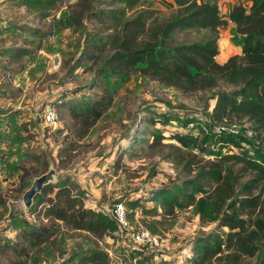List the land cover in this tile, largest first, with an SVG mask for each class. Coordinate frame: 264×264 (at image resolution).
<instances>
[{
    "label": "rangeland",
    "instance_id": "1",
    "mask_svg": "<svg viewBox=\"0 0 264 264\" xmlns=\"http://www.w3.org/2000/svg\"><path fill=\"white\" fill-rule=\"evenodd\" d=\"M76 2L0 0V264H72L95 249L107 252L114 264H139L145 257L149 264H193L202 244L215 236L224 239L229 232L221 226L222 217L232 213L226 205L240 198L241 187L253 176L242 171V163L223 161L227 156L247 161L243 150L232 142L229 145L234 148H221L205 135L213 137L217 127H224L226 132L220 135L242 139L251 151L264 152V141L253 138L252 126L245 120L235 124L211 120L217 95L236 90L224 84L184 94L142 73L124 83L102 79L82 54L93 35L104 32L103 25L93 17L70 27L61 21L76 9ZM92 3L96 12L126 9L129 19L147 11L151 15L148 25L169 21L177 11L173 0H141L132 10L117 0ZM209 36L205 30L183 32L176 35V44L204 41ZM219 36L215 60L223 64L241 49L231 23L219 29ZM12 48L32 53L22 63L8 65L4 55ZM107 91L113 96L111 108L74 152L65 150L71 142L65 129L73 126L72 110ZM48 105L60 111L59 122L53 126L44 121ZM191 122L204 127L198 148L174 138L176 133L185 134L184 125ZM230 129L236 133L229 134ZM47 165V173H53L49 185L70 181L88 208L106 215L115 203L124 202L132 228L154 231L158 246L140 244L118 228L102 239L62 228L48 244L19 257L14 247L21 243L22 233L46 223L38 218L45 208L42 193L30 209L23 198ZM212 165L222 167L233 190L232 199L220 210H213L205 198L215 186L198 179ZM190 181L203 186L206 194H195L194 204L187 207L177 194ZM260 190L255 194L261 193L262 230L248 228L256 231L254 257H244L241 264H264V187ZM135 210L142 211L141 218H135ZM151 210H156L155 217L148 214ZM166 210L173 211V216H165Z\"/></svg>",
    "mask_w": 264,
    "mask_h": 264
},
{
    "label": "trees",
    "instance_id": "2",
    "mask_svg": "<svg viewBox=\"0 0 264 264\" xmlns=\"http://www.w3.org/2000/svg\"><path fill=\"white\" fill-rule=\"evenodd\" d=\"M76 1V9L61 21L70 27L82 25L83 20L90 21L93 17L98 24L103 25L104 32L94 34L82 54V58L97 69L102 79H116L124 83L142 73L184 94L204 92L224 84L236 90L217 95L211 120L218 124L245 120L252 126L253 138L264 141V0H250L249 8L238 2L225 19L215 0H173L176 14L169 21L151 25H148L151 15L147 11L139 12L129 19L126 9L96 12L92 0ZM117 1L129 10L141 3V0ZM228 23L234 27L239 38L236 42L241 50L239 55L219 64L215 60L219 55V29ZM204 30L210 33L206 40L176 44L177 34ZM31 53L26 48H12L4 56L8 58L7 64L13 65L22 63ZM112 101V93L107 91L104 96L72 110L73 126L65 129L71 142L65 150L74 152L77 149L79 142L90 134L111 108ZM202 129L201 123H197L195 130L185 131L183 135L176 133L174 138L179 142L187 140L188 144L198 148ZM211 138L213 142L220 143L221 148L234 146L243 150L247 161L237 156L224 157L223 161L242 163V171L251 172L253 176L241 187L240 198L226 205V201L233 197V190L230 178L223 175L222 167L212 165L198 175L202 182L215 186L205 197L212 209L220 210L226 205L232 213L221 219V226L229 230L224 239L215 236L202 244L193 264H241L244 257H254L252 246L256 231H249L248 228L254 226L262 230L258 210L262 203L261 193L256 195L255 191L261 192L260 189L264 187V152L246 149L242 139L234 140L229 135H205V139ZM48 169L47 165L43 173L46 174ZM75 190L76 187L70 181L44 187L40 198H45L41 202L45 208L39 212L38 218L46 223L39 227L31 226L29 231L22 233L21 243L14 247L19 257L24 258L29 250L40 249L48 244L62 228L86 232L97 239L108 237L116 228L120 229L108 213L105 215L88 208L84 198ZM55 191V195L51 196ZM178 192L177 197L187 207L194 204L195 194H206L203 186L196 181L185 183L184 189H178ZM120 203L124 204L122 201ZM148 214L155 217L156 210L148 211ZM165 216H173V211L166 210ZM152 234L156 235L154 231ZM72 264H114V260L107 252L95 249L81 255ZM130 264L134 263L130 261ZM139 264H149L148 257Z\"/></svg>",
    "mask_w": 264,
    "mask_h": 264
},
{
    "label": "built area",
    "instance_id": "3",
    "mask_svg": "<svg viewBox=\"0 0 264 264\" xmlns=\"http://www.w3.org/2000/svg\"><path fill=\"white\" fill-rule=\"evenodd\" d=\"M44 121L48 125H56L59 122V111L58 106L56 105H48L45 109V115H44ZM235 124V123H234ZM197 125V122H191L190 124H187L184 126V130L186 132L195 130ZM235 125H233V128ZM201 128H204L201 125ZM232 129V128H231ZM229 130V134L236 133L234 130ZM226 132V129L224 127H217L215 133L217 135L223 134ZM250 134H252L250 132ZM133 215H135L136 219H139L142 217V211L135 210L132 211ZM109 217L113 219L116 223H118L120 229L123 232H127L128 236L135 240L136 242L144 245H150L155 246L159 244L158 238L154 237L150 231H148L145 228H139L138 230H134L130 224L128 213L126 206L124 204H117L115 208L108 211Z\"/></svg>",
    "mask_w": 264,
    "mask_h": 264
},
{
    "label": "water",
    "instance_id": "4",
    "mask_svg": "<svg viewBox=\"0 0 264 264\" xmlns=\"http://www.w3.org/2000/svg\"><path fill=\"white\" fill-rule=\"evenodd\" d=\"M53 179V173H46L41 177L37 178L32 187L25 193L23 202L27 209L33 206V202L36 196L42 193L44 187L49 185L50 181Z\"/></svg>",
    "mask_w": 264,
    "mask_h": 264
},
{
    "label": "crops",
    "instance_id": "5",
    "mask_svg": "<svg viewBox=\"0 0 264 264\" xmlns=\"http://www.w3.org/2000/svg\"><path fill=\"white\" fill-rule=\"evenodd\" d=\"M216 3L219 6V11L224 15V19L226 18L227 14L231 11L233 6H235L238 2L242 3L244 6H249L251 5L250 0H215ZM224 4V8L223 7Z\"/></svg>",
    "mask_w": 264,
    "mask_h": 264
}]
</instances>
